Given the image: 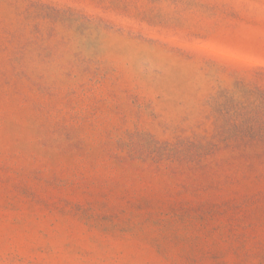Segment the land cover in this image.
<instances>
[{
    "label": "rangeland",
    "instance_id": "obj_1",
    "mask_svg": "<svg viewBox=\"0 0 264 264\" xmlns=\"http://www.w3.org/2000/svg\"><path fill=\"white\" fill-rule=\"evenodd\" d=\"M0 264H264V0H0Z\"/></svg>",
    "mask_w": 264,
    "mask_h": 264
}]
</instances>
